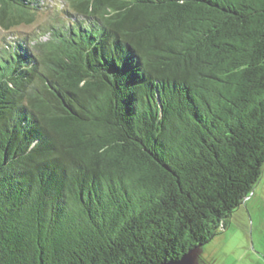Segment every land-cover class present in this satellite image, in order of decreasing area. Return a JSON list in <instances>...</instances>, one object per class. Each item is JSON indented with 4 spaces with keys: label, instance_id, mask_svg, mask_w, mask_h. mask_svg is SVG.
I'll use <instances>...</instances> for the list:
<instances>
[{
    "label": "trees",
    "instance_id": "obj_1",
    "mask_svg": "<svg viewBox=\"0 0 264 264\" xmlns=\"http://www.w3.org/2000/svg\"><path fill=\"white\" fill-rule=\"evenodd\" d=\"M0 41V264H158L264 167V0H62ZM43 0H0V29Z\"/></svg>",
    "mask_w": 264,
    "mask_h": 264
},
{
    "label": "rangeland",
    "instance_id": "obj_2",
    "mask_svg": "<svg viewBox=\"0 0 264 264\" xmlns=\"http://www.w3.org/2000/svg\"><path fill=\"white\" fill-rule=\"evenodd\" d=\"M43 4L32 23L0 29V41L10 36H42L66 7L62 0H43ZM201 258L205 264H264V167L252 193L231 213L227 226L204 244Z\"/></svg>",
    "mask_w": 264,
    "mask_h": 264
},
{
    "label": "water",
    "instance_id": "obj_3",
    "mask_svg": "<svg viewBox=\"0 0 264 264\" xmlns=\"http://www.w3.org/2000/svg\"><path fill=\"white\" fill-rule=\"evenodd\" d=\"M248 196H246L244 198V200ZM203 246L204 245H199V244L195 245V246L183 251L182 254L178 258L172 259V260H164L158 264H199V259L201 257L202 251H203Z\"/></svg>",
    "mask_w": 264,
    "mask_h": 264
},
{
    "label": "flooded vegetation",
    "instance_id": "obj_4",
    "mask_svg": "<svg viewBox=\"0 0 264 264\" xmlns=\"http://www.w3.org/2000/svg\"><path fill=\"white\" fill-rule=\"evenodd\" d=\"M205 263H206V261L200 257L199 264H205Z\"/></svg>",
    "mask_w": 264,
    "mask_h": 264
}]
</instances>
